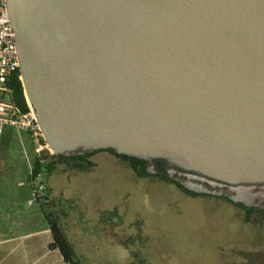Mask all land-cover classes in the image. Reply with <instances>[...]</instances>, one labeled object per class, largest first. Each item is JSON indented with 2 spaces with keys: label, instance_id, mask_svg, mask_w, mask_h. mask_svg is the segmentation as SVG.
I'll list each match as a JSON object with an SVG mask.
<instances>
[{
  "label": "water",
  "instance_id": "obj_1",
  "mask_svg": "<svg viewBox=\"0 0 264 264\" xmlns=\"http://www.w3.org/2000/svg\"><path fill=\"white\" fill-rule=\"evenodd\" d=\"M7 6L53 154L113 149L148 174L264 208V0Z\"/></svg>",
  "mask_w": 264,
  "mask_h": 264
},
{
  "label": "rangeland",
  "instance_id": "obj_2",
  "mask_svg": "<svg viewBox=\"0 0 264 264\" xmlns=\"http://www.w3.org/2000/svg\"><path fill=\"white\" fill-rule=\"evenodd\" d=\"M42 138L5 127L2 192L9 188L16 209L51 213L81 264H264V212L224 197L191 196L109 151L85 161L55 157L38 176L50 201L33 198L36 150L49 149Z\"/></svg>",
  "mask_w": 264,
  "mask_h": 264
},
{
  "label": "crops",
  "instance_id": "obj_3",
  "mask_svg": "<svg viewBox=\"0 0 264 264\" xmlns=\"http://www.w3.org/2000/svg\"><path fill=\"white\" fill-rule=\"evenodd\" d=\"M42 149V145L37 148L35 160ZM2 186L0 176V264H67L58 249L50 248L53 235L47 211L16 209L9 188L2 192ZM49 197L48 189L47 203Z\"/></svg>",
  "mask_w": 264,
  "mask_h": 264
},
{
  "label": "built area",
  "instance_id": "obj_4",
  "mask_svg": "<svg viewBox=\"0 0 264 264\" xmlns=\"http://www.w3.org/2000/svg\"><path fill=\"white\" fill-rule=\"evenodd\" d=\"M7 3L8 0H0V143L7 125L17 130L32 131L34 136L42 135L31 105L28 103L29 111L23 113L13 98L12 79L16 76L22 79L16 33ZM33 182H37L33 184V198H45L44 183L38 177Z\"/></svg>",
  "mask_w": 264,
  "mask_h": 264
},
{
  "label": "trees",
  "instance_id": "obj_5",
  "mask_svg": "<svg viewBox=\"0 0 264 264\" xmlns=\"http://www.w3.org/2000/svg\"><path fill=\"white\" fill-rule=\"evenodd\" d=\"M12 87H13V98L16 103V105L21 109L23 113H26L29 111V105L24 93V88L22 81L19 79V77H14L12 79ZM42 141L44 142V139L42 138ZM45 144V142L43 143ZM100 151H109L116 156H119L125 160H128L133 167L141 174H148L146 171L148 162L135 158V157H130L127 155H121L118 154L116 151L113 149H106V150H98V151H91V152H85V153H74L72 155H57L51 153L50 149H43L41 151V155L38 156L35 160L34 167L32 169L29 181L32 182L34 181L40 174H43L46 171H50L52 168V163L48 161L50 157H72V158H79L82 161H85L90 157L91 155L95 154L96 152ZM162 176V175H161ZM165 177V176H164ZM169 179L168 177H165ZM241 204V203H238ZM250 211H260V209H248ZM264 212V210H261ZM46 217L50 223L52 235H53V241L50 244V248L53 249H58L62 256L64 257V260L67 264H81L80 260L77 258L73 247L64 234L62 228L60 227L59 223L56 221V219L51 215V213H46Z\"/></svg>",
  "mask_w": 264,
  "mask_h": 264
},
{
  "label": "flooded vegetation",
  "instance_id": "obj_6",
  "mask_svg": "<svg viewBox=\"0 0 264 264\" xmlns=\"http://www.w3.org/2000/svg\"><path fill=\"white\" fill-rule=\"evenodd\" d=\"M169 180L173 181V182H176L177 184H179L182 188H184V190L186 192H188L191 196H199V195H212V196H216V197H224L226 199H229L228 197L224 196V195H220V194H217L215 192H206V191H194L188 187H185L182 183L176 181V180H173V179H170ZM205 185L208 186V187H215V186H212L210 183L208 182H205ZM231 200V199H229ZM232 201V200H231ZM234 202V201H233ZM237 203V202H235ZM243 205V204H242ZM246 207V206H245ZM248 209H260V210H264V208H261V207H247Z\"/></svg>",
  "mask_w": 264,
  "mask_h": 264
}]
</instances>
